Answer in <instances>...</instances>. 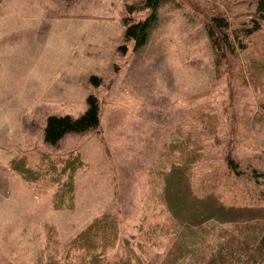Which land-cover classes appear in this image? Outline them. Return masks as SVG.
<instances>
[{"label":"rangeland","instance_id":"1","mask_svg":"<svg viewBox=\"0 0 264 264\" xmlns=\"http://www.w3.org/2000/svg\"><path fill=\"white\" fill-rule=\"evenodd\" d=\"M141 1L0 0V264L60 257L106 213L121 221L120 237L148 229L141 239L153 247L144 255L160 256L171 224H163L168 216L156 194L172 160L167 145L176 141L188 150L200 143L189 176L197 197L253 206L264 218V179L250 173L264 171V25L220 59L204 29L211 15L226 17L230 31L249 23L256 0H162L135 50L124 40L123 19L145 18L148 10L126 9ZM89 94L99 99L100 128L44 143L47 116L78 117ZM71 151L83 162L71 208H53L55 184L26 181L12 169L20 158L31 168L43 152L59 161ZM228 151L239 176L227 169Z\"/></svg>","mask_w":264,"mask_h":264},{"label":"trees","instance_id":"2","mask_svg":"<svg viewBox=\"0 0 264 264\" xmlns=\"http://www.w3.org/2000/svg\"><path fill=\"white\" fill-rule=\"evenodd\" d=\"M161 1L143 0L127 5V13L149 11L145 18L139 20L127 15L123 19L124 40L132 41L135 50L147 41L150 29L156 23ZM251 16L249 23H243L232 32L226 17H209L204 29L219 59L228 52H234L236 45L243 49L245 39L263 27L264 0H256ZM119 50L125 53L127 49L123 45ZM90 81L95 86L100 84V79L95 76H91ZM260 112L264 117V101L260 103ZM100 126L99 99L89 94L86 109L78 117L67 114L47 116L43 142L55 146L67 134H84L98 130ZM194 144L192 150H188L187 146L180 147L177 141L167 145L169 150L165 154L172 160L168 168L161 171V188L156 195L168 216L163 224H171L163 230L171 242L160 256L156 254L151 258L144 255L150 246L153 247L152 243L148 245L141 239L143 235L150 237L148 229L138 226L140 234L120 237L121 221L115 214L106 213L95 217L71 239L62 248L60 257L49 255L45 262L33 264H264V227L260 223L264 222V218L260 217V211L253 206L227 205L213 194L197 197L193 193L189 176L203 154L200 143L196 141ZM176 150L181 151L178 156ZM225 160L230 172L238 176L242 174L232 151H228ZM81 166L80 155L73 151L59 161L43 152L36 167L26 166L24 159L20 158L15 160L12 169L26 181L39 183L44 179L55 184L52 206L61 209L73 206V177ZM250 173L257 183L264 179V171L251 168ZM239 227L245 231L239 232ZM117 245L120 252L109 258L108 251Z\"/></svg>","mask_w":264,"mask_h":264}]
</instances>
